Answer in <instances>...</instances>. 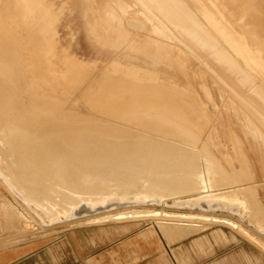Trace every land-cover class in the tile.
<instances>
[{
  "label": "bare ground",
  "instance_id": "6f19581e",
  "mask_svg": "<svg viewBox=\"0 0 264 264\" xmlns=\"http://www.w3.org/2000/svg\"><path fill=\"white\" fill-rule=\"evenodd\" d=\"M50 5L42 4L41 0H14L13 3L0 0V182L8 191L3 195H7L22 216L20 225L23 230L28 232L39 227L30 212L43 226L96 217L115 221L207 219L201 213L195 216L139 206L184 207L194 199L201 209H215L218 198L214 199L212 195H216L214 192L223 184L252 179L240 142L234 143V158L239 162L237 168L233 165L234 158L221 149L225 146L218 141L210 114L190 83L186 88L181 87L182 91L172 83L159 85L145 79L149 75L156 76V70L135 66L124 68L114 59L100 71L99 76L86 70L85 64L63 57L61 62L66 70L57 77L59 86L53 84L49 77L54 76L51 74L54 64L50 60L46 66L43 64L45 54L50 56L47 39L54 20ZM35 7L46 14L34 10ZM143 11L152 15L148 10ZM156 11L158 15L166 14V10ZM152 17L161 27L152 25L151 30L160 32L162 29L177 42L184 43L174 34V29L179 34H184L182 31L173 25L166 26L161 17ZM114 20L103 10L92 17L95 29L99 30L97 35L115 47V52L125 46L157 58L169 67L187 61L147 37L132 39L117 27ZM132 22L128 21L134 25ZM184 32L190 35L188 31ZM193 40V47L211 58L213 54L202 50L207 43L197 37ZM188 41L190 43V39ZM35 45L36 50L30 53L29 49ZM214 52L217 61L228 59L222 49ZM108 67L113 71H108ZM117 70L132 83L145 87L158 85L160 90L108 92V87L113 85L109 81L115 80ZM138 70H143L144 75ZM85 75L91 79L86 80L88 85L83 99L95 111L106 113L120 122L99 118L95 113L80 114L75 106H68L71 92L86 82L83 79ZM237 117L247 119L238 113ZM241 125L245 126L246 134L264 136L263 132L249 128L250 123ZM259 146L264 148V139ZM213 150L221 153L230 171L213 154ZM205 169L208 171L206 177L203 175ZM224 170L228 171L227 176L218 174ZM248 190L255 193L254 187ZM194 194L200 196L192 198ZM171 199L173 201L169 204ZM256 201L254 209L251 208L253 211L244 215L248 216L249 222L263 229L264 210Z\"/></svg>",
  "mask_w": 264,
  "mask_h": 264
},
{
  "label": "rangeland",
  "instance_id": "374dc122",
  "mask_svg": "<svg viewBox=\"0 0 264 264\" xmlns=\"http://www.w3.org/2000/svg\"><path fill=\"white\" fill-rule=\"evenodd\" d=\"M9 1L11 3L14 2V0ZM41 3L51 4L49 10H51L54 16L51 33H49V39H47L50 44V51L48 53L50 56L47 57V54H45L46 57L43 62L45 66L47 65L48 60L54 64V71L51 73L54 76L51 78L49 75L53 84L59 86L60 83H57L56 81L58 80L57 77H60L62 72L66 70L61 62L63 57H71L80 64H85L86 70L88 69V71L96 72L99 76L100 71L105 68L109 61L116 60V62L119 64L121 63L120 65L124 68L127 66H135V68L148 67L149 69L156 70V76L149 75V77H152L145 79H151L155 81L156 84L159 83V85H168V83H172V86L181 90V87L186 88L190 83L192 87L191 89L195 91L196 96L204 104L210 114L213 122L212 124L217 130L218 141L225 146V148L221 147V149L226 150L234 158V143L238 141L241 144L244 154L249 160L250 170L248 174L252 176V179L236 184H229V181H226L227 184H223V186L221 185L222 187L220 190L214 192L216 195H212L214 199L218 198L215 200V209H201L198 206V201L194 199L189 205L176 207L177 209L175 207H159L155 204H146L147 206L142 205L139 207L152 209L162 208L165 211L177 210L184 212L188 211V209H194L193 211H199V214L209 213L208 211L212 213L211 211L215 212L224 209L229 210L231 214L236 213L239 216H245L244 214L247 215L251 212V208L254 209V204L257 202V199L264 210V154L262 153L264 148L263 146H259V143L261 139H264V136L258 134L252 136L249 133L246 134L244 132L245 126L241 125L245 122L250 123L251 125H249V128L264 133V111L253 107L251 100L246 98L245 92L251 94L249 91L250 89H248L247 86L243 87L239 85V87L236 88V86L232 87L227 83H222L216 74V71L221 72L220 67L214 62L217 61L215 57L216 53L214 51L222 49L226 53L227 58L229 60H234L239 63L241 67L245 68L247 74H251L255 78L256 83H264V10H228L230 5L227 0H157V5H154L153 9L141 8L135 0H41ZM34 10H39V7H35ZM102 10L109 16L111 14L115 19L114 21L117 27L132 39L147 37L149 41L159 44V46L164 47V49L167 47V49H170L173 52L174 56L181 55L186 58L187 61L182 65L176 63L173 67H169L160 62L157 58L143 55L136 50H131L125 46L118 49V52H115V47L110 46L107 41L97 35L99 30H96L92 23L93 15ZM122 10L129 11L124 12ZM143 10L150 11L152 15L157 18L161 17L160 20H163L162 22H165L166 26L169 27V25H173L175 28L179 29V31H182L184 34H179L178 30L174 29V34L181 38L185 44L177 42L168 32H164L162 29L160 32L151 30L150 26L152 25H155L158 28L161 26L151 14ZM156 10H166V14L158 15ZM40 12L44 15L46 14L44 10H41ZM131 20H133L132 23L134 25L128 23V21ZM184 31H188L190 35H185ZM101 32H103L102 28ZM23 34L26 35V32L23 31ZM196 37L198 40L201 39L203 42L207 43V46L202 48V50L213 54L211 58H208L206 53L200 52L193 47V38L195 39ZM189 39L190 43L188 41ZM187 44H189V46ZM179 47L182 50H180ZM29 50L31 51L30 53H33L36 50V45ZM177 50H180L181 52H178ZM107 70L113 71L111 67H108ZM133 70L135 72L136 69ZM117 71L115 80L109 81L112 82L113 85L108 87V92L120 91L121 93L122 91L143 90L157 92L160 90L158 85L157 87H145L143 85V87L136 82L132 83L130 82L131 80L124 78L119 70ZM142 71L143 70H138V73L143 74ZM85 76L86 77L83 78L85 81L91 79V77H88L87 75ZM54 77H56V79ZM141 77L144 78L143 76ZM233 80V83L237 85L240 84L237 79ZM226 81L230 82L228 80ZM62 83L64 84V82ZM87 85L88 82L86 81L81 87H79L81 90L77 88V91L71 92L69 97L71 104L69 103L68 106H75L80 114L88 115L89 113H95L99 118L120 122L115 117L106 113L104 114L95 111L86 103L82 96ZM262 87L264 88V86ZM242 92H244V95H241ZM74 97L77 100H75ZM247 108L251 112L253 111V113L251 114ZM242 110L244 111L242 112ZM237 113L240 117L245 115L247 119L244 117L238 118ZM253 120L256 122H253ZM213 152V154L221 160L226 170L230 171L231 169L228 167V164L221 153L217 150H213ZM233 165L237 168L239 166V162L235 158L233 160ZM204 171L203 175L206 177L208 171L206 169ZM228 171H220L218 174L227 176ZM249 187L255 188L254 194L249 192ZM228 190L231 191L229 192ZM5 191L8 192L0 182V202L3 205L2 208L5 210V215L8 216L9 213L13 215L14 211H16L15 214L18 215V219L22 220V216L18 213L19 211L17 208L9 202L7 195H3V192L4 194L6 193ZM221 191L225 192L220 194ZM199 196L200 195L198 194H194L191 197L197 198ZM221 197L224 198L221 199ZM227 197L230 200H228ZM172 201V199L168 200V203L171 204ZM226 201H229L230 203ZM221 203L229 207L223 208L221 207ZM137 207L138 206L135 208ZM205 210H207V212H205ZM30 213L40 226L44 225L35 215H33L32 212ZM102 219L103 218L101 217H96L87 220L93 221ZM106 219L109 218H105V220ZM149 219L150 218H146L145 220ZM152 219L157 222V224L163 220H172L162 218L160 221L158 220L159 218H151L150 220ZM174 220L175 219L172 221ZM68 223L71 222L62 224ZM262 223L259 224L264 226V222ZM262 228L263 229L259 227L258 229L263 232L262 234L264 235V227ZM13 229L16 230L15 228Z\"/></svg>",
  "mask_w": 264,
  "mask_h": 264
},
{
  "label": "crops",
  "instance_id": "0c3cea01",
  "mask_svg": "<svg viewBox=\"0 0 264 264\" xmlns=\"http://www.w3.org/2000/svg\"><path fill=\"white\" fill-rule=\"evenodd\" d=\"M135 1L141 8L157 5V0ZM227 2L228 10H264V0ZM223 60L214 61L220 67L221 72L216 74L221 82L236 88L247 86L251 94L245 92L246 98L264 111V83H256L234 60ZM233 79L240 84L233 83ZM2 206L0 202V264H264L263 232L256 223L249 222L248 216H237L229 210L201 213L207 219L199 221L196 217L158 224L145 219H82L39 225L27 232L21 229L16 211L6 216ZM193 210L185 212L198 216L199 211Z\"/></svg>",
  "mask_w": 264,
  "mask_h": 264
}]
</instances>
